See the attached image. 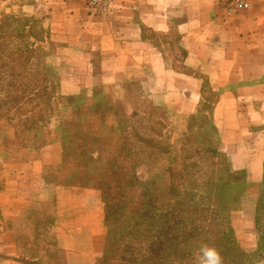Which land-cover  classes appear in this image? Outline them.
I'll use <instances>...</instances> for the list:
<instances>
[{
	"label": "crops",
	"instance_id": "1",
	"mask_svg": "<svg viewBox=\"0 0 264 264\" xmlns=\"http://www.w3.org/2000/svg\"><path fill=\"white\" fill-rule=\"evenodd\" d=\"M48 6L64 92L162 88L178 114L216 93L212 119L220 151L236 169L264 167V0L227 15L226 0H37ZM62 151V150H61ZM56 146L0 145V264H100L108 239L103 191L59 183ZM255 212H234L241 250L264 264Z\"/></svg>",
	"mask_w": 264,
	"mask_h": 264
},
{
	"label": "rangeland",
	"instance_id": "2",
	"mask_svg": "<svg viewBox=\"0 0 264 264\" xmlns=\"http://www.w3.org/2000/svg\"><path fill=\"white\" fill-rule=\"evenodd\" d=\"M0 12L22 13L30 21V26H26L27 38L0 37V65L3 67L0 72L9 70L6 65L12 60L6 50L13 51L18 47L27 49L18 57L13 56L17 63V77L0 80V88H35V85L29 86V82H38L44 73L48 75L45 88H49L46 90L49 92L46 103L37 105L35 102H23L14 113L11 112L12 118L0 117V145L16 141L38 149L53 145L59 152L62 150V163L66 165L63 145L57 136L61 125L58 112L67 103L63 96L82 99L83 106L92 107L101 103L107 112H110L111 106L119 104L127 114L134 110L132 124L136 126L134 130L131 128V133L135 140L141 136L140 124L144 117L159 123L158 136L167 145H172L174 150L181 149L184 137L191 136L194 146L189 145L187 149L199 162L187 160L186 164L183 163L187 178L191 180L185 185L189 190L185 198L163 197L162 193L171 189L170 182H166L155 186L158 196L161 194L159 197H140V189L135 186L127 188L126 197L119 202L118 187L107 189L104 186L107 166L98 158V152L90 154V158L84 157L86 167L80 170L81 173H74V168L67 165L66 170L73 177L59 179V183L88 184L103 191L107 206L108 239L106 255L100 264H193L194 254L201 243L216 246L224 264H249L250 255L241 250L242 244L230 223V216L244 208L255 212L258 234L264 238V167L261 175L236 169L230 157L220 151L221 141L213 130L212 119L216 93L206 88L208 93H204L197 109L188 114H178L174 103L164 97L162 88L157 91V88H131L128 91L116 85L113 86L115 88H99L96 82L94 88H82L67 94L63 89L64 77L58 58L61 48L49 39L48 6L37 0H7L0 2ZM107 122H110V117ZM62 123L67 126L71 120L63 118ZM211 146L219 150L217 162L209 160V154L204 153ZM138 149L139 145L136 144L134 150ZM199 154L205 155L203 162L197 156ZM122 167L119 165V168ZM212 167L219 170L218 180L208 186L193 181L192 174L201 168ZM151 168L152 165L145 161L140 162L136 170L140 177L146 178ZM202 191L216 195V201L221 205L215 202L213 209V199L194 195ZM256 260L253 257L252 264H256Z\"/></svg>",
	"mask_w": 264,
	"mask_h": 264
},
{
	"label": "trees",
	"instance_id": "3",
	"mask_svg": "<svg viewBox=\"0 0 264 264\" xmlns=\"http://www.w3.org/2000/svg\"><path fill=\"white\" fill-rule=\"evenodd\" d=\"M26 26H30V21L22 13L5 14L0 12V37L18 40L27 38ZM30 51L32 50L30 49ZM23 52H27V49L23 50L18 47L13 51L6 50V53L12 56V60L9 65H6L9 70L5 69V71L0 72V80L10 79V76L11 80L17 77V63H15L14 57H18L17 55H21ZM2 68L0 65V70ZM47 83L48 75L44 73L41 79H38V82H29L28 85H35V88H0V117L12 118L11 112L14 113L23 102H35L37 105L46 103L49 96V92L46 91L49 88H45ZM127 90L131 91V88H127ZM63 98L66 99L67 103L63 104V108H60L58 112L61 125L57 136L63 145L66 165L62 163L60 168L68 165V167L74 168V173H81L80 170L86 167L83 161L84 157L90 158V154L98 152V158L100 161L102 160L104 166H107L103 178L104 186L107 189L111 186L118 187L119 194L117 198L119 202L126 197L125 190L135 186L140 189V197L147 199L157 197L158 189L155 186L158 187L166 182H170L171 189L167 193H162L163 197L185 198L189 191L185 185L187 186V182L191 180L187 178V171L184 169L183 163L186 164L187 160H191L193 163L199 162L195 161L197 158L189 153L187 149L189 145L194 146L191 136L184 137V134L181 149L174 150L172 145H167L163 142L161 136H158L157 126H159V123L156 120L144 117L140 129L145 133L138 128L141 131V136H138L135 140L132 136L133 133H131V128L134 130L136 126L132 124L135 115L134 110L127 114L126 109L119 104L111 106L110 112H107L101 103H96L92 107L83 106L82 99H75L72 96H63ZM7 105L9 106L7 107ZM106 116L107 118L110 117V122H107ZM111 116L113 117L111 118ZM63 118L71 120V123L67 126L63 125ZM213 130L218 133L215 124H213ZM136 144L139 145L138 150H134ZM200 150L201 148H199ZM204 153L209 154V160L219 161L218 149L211 146ZM197 156L201 162L204 161V154ZM145 161L151 164L152 168L149 170L148 176L142 178L136 167L140 162ZM119 165L123 167L119 168ZM128 168L132 169L129 170ZM198 171L192 174L195 179L193 181L197 183H204L205 186H208L216 179L218 180L219 170H214V167L201 168ZM227 175L230 176V173H227ZM69 176L72 179L73 174L69 172ZM174 186L180 188L176 189ZM207 190L209 191L208 188ZM206 193L207 191H202L200 194L195 193L194 195L200 198L213 199V205L211 204L213 209L216 203L218 206L221 205L216 201L218 200L216 195L211 196L209 192Z\"/></svg>",
	"mask_w": 264,
	"mask_h": 264
},
{
	"label": "clouds",
	"instance_id": "4",
	"mask_svg": "<svg viewBox=\"0 0 264 264\" xmlns=\"http://www.w3.org/2000/svg\"><path fill=\"white\" fill-rule=\"evenodd\" d=\"M193 264H224V260L216 246L201 243L194 254Z\"/></svg>",
	"mask_w": 264,
	"mask_h": 264
},
{
	"label": "built area",
	"instance_id": "5",
	"mask_svg": "<svg viewBox=\"0 0 264 264\" xmlns=\"http://www.w3.org/2000/svg\"><path fill=\"white\" fill-rule=\"evenodd\" d=\"M110 0H88V6L95 11H102ZM252 6L251 0H226L225 12L227 15H232L235 12L246 10Z\"/></svg>",
	"mask_w": 264,
	"mask_h": 264
}]
</instances>
